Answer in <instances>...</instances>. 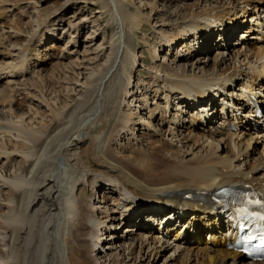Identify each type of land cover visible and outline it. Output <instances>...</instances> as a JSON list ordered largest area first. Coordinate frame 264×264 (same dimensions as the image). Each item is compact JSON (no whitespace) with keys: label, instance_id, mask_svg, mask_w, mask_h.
Instances as JSON below:
<instances>
[{"label":"bare ground","instance_id":"6f19581e","mask_svg":"<svg viewBox=\"0 0 264 264\" xmlns=\"http://www.w3.org/2000/svg\"><path fill=\"white\" fill-rule=\"evenodd\" d=\"M171 1L155 0L148 12L137 0H95L94 18L69 23L64 57L77 53L76 32L106 16L108 45L76 56L71 68L50 53L61 58L46 70L40 47L56 20L46 18L21 44L23 22L5 23L16 10L27 14L21 0H0V264H151L165 252L160 264H264L227 247L229 224L202 201L186 215L133 207H178L221 186L264 191V124L244 102L248 91L264 103V0L164 9ZM144 26L162 47L139 36ZM140 40L151 77L135 86ZM212 45L209 64L198 55ZM83 68L91 72L80 78ZM217 83L227 91L219 99L209 96Z\"/></svg>","mask_w":264,"mask_h":264},{"label":"rangeland","instance_id":"374dc122","mask_svg":"<svg viewBox=\"0 0 264 264\" xmlns=\"http://www.w3.org/2000/svg\"><path fill=\"white\" fill-rule=\"evenodd\" d=\"M28 1H30L32 3L28 4L27 3ZM94 1L95 0H24V1L21 0V9H24V11L27 14L21 15L16 10L15 15L13 17H10L9 20L5 23L7 24L8 22H11L12 20H18V21L23 22V26H24L23 29L25 30V33H24L25 36L20 37V39L17 41L22 40L21 44H25V38H27V35H29L30 32L32 33V31L34 29H36L40 23L44 22V20L46 18H50L53 23L56 20L57 24L55 23V24H50L49 26L48 25L46 26V30L48 28L51 30L53 29V30H52V34L48 33L49 37L47 39H45V44L43 43L44 44L43 47H40L41 50H43V52H48V55H47L48 57H47V59H45L43 61V62H45V64L44 65L42 64V66L46 70L47 69L49 70L58 64L57 62H59V59L61 57L53 58V55H50V53H52V54H56V55L59 54V56L63 57V60L62 59L60 60V62L63 63L62 66L66 63V64H68V66L70 65L69 68H71L72 66H74V64H76L75 63V57L76 56H78V61H81L83 59L84 55H86L88 52H89V54H92L91 52H94L93 50L96 49L98 44L102 43L103 44L102 46H106L109 43L108 41H109V37L111 35L110 34L111 28L107 26L108 16H106L107 18L104 17V18H102V20H98L97 22L99 23V26H97L96 28H93L92 27L93 23H91V21L90 22L88 21L86 27L83 28L80 32L79 31L76 32L74 37L72 38L78 42L77 46H74L75 49L77 50V53H73L69 57H64L66 50L63 49V46L66 43H69L68 47H71V44L73 43V40L68 38L70 31H74L73 29L72 30L70 29L69 23H71V22L76 23V22L80 21L81 19H83V17H85V16L87 18H89V20L94 18L93 15H96L95 10L97 8V5L92 3ZM196 1L197 0H174V1H171L170 3H167V6H165L164 9L170 11V10L174 9L176 6H180L182 4H187V5L193 4ZM214 1L215 0H212V2H214ZM151 2H155V0H143V1L137 0V4L141 5V6L142 5L145 6L144 8L148 12H151L149 9L150 8L149 5ZM157 13H158V11L155 12V16ZM157 16H159V15H157ZM3 20H5V19H3ZM26 22H28V23H26ZM209 22L213 23V20H211ZM0 23H2V22L0 21ZM60 26H61V28H60ZM0 27H1V25H0ZM43 27H45V26H43ZM95 29L97 30V32H96V34H93V35L94 36L96 35V36L94 37L93 40H91L90 38L87 37V33L89 31L94 32ZM5 30H8V28H6ZM237 32H238V34L236 33L234 39H239L240 34L242 33L240 29ZM251 34H253V31ZM139 36L141 38L147 37L146 39H148L150 41V43H156L158 45V47L161 46L162 38L159 35H157L155 32H153V29L150 26H144V30H143V32L139 33ZM58 37H59V39H58ZM11 40L14 41L16 39L12 38ZM67 40H69V42H66ZM241 40H243V39H241ZM247 40L250 41L251 39L247 37ZM145 43L146 42L143 40L142 41L140 40L137 43L138 50L141 53V61H140L141 66H139L137 68V71H135V74H134L135 75V82H134L135 86L138 82L139 83L141 82V81H139L141 79V77L145 78L146 80L150 79V77H151V71L149 68H150V65L152 64V60L150 59V56L148 54V45L146 46ZM6 44H8V43H5L4 45H6ZM178 45H180V43ZM11 47L12 46H10V48ZM46 47L47 48L51 47V49H49V51H48L46 49ZM14 48H17V47H13V49ZM86 50L87 51L89 50V51L87 52ZM167 50H168V48H165V53L167 52ZM217 52H218L217 47L215 45H212V47L210 48L209 51H207V53H205V54L200 53L198 56L202 59H205L206 57L210 58L209 64H212L216 55H217ZM56 55H54V57ZM2 59L3 58L1 55L0 61ZM102 59H104V57H102L100 59V61H99L100 63L103 62ZM81 71L83 72V74L81 75L80 78L88 76V74L91 72V69H84L83 68V69H81ZM153 95H154V92H150V100L156 101L157 97L154 99ZM140 130L141 131H139V134H142L144 129L140 128ZM154 131H156V129H153V131H149V133L152 134V132L154 133ZM152 138L153 139H161L162 136H153ZM127 140L128 139H126V140L124 139L125 142H127ZM156 144L159 145V144H161V142L156 141ZM168 148H171V149L173 148V150L176 149V147H174V146L173 147L168 146ZM113 207H114V205H110V208H111L110 212H112ZM171 234H173V232ZM108 252L110 253V251H108ZM166 253L167 252H165L164 255ZM102 255H103V253L99 254L98 256H102ZM107 256L108 255H106V257ZM163 256L161 258L156 259L151 264H160L162 262ZM245 258H246V256H245ZM245 258L243 257L242 259L245 260Z\"/></svg>","mask_w":264,"mask_h":264}]
</instances>
